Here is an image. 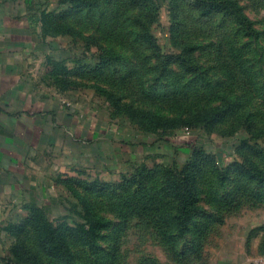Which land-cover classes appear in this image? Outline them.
<instances>
[{"label": "rangeland", "instance_id": "1", "mask_svg": "<svg viewBox=\"0 0 264 264\" xmlns=\"http://www.w3.org/2000/svg\"><path fill=\"white\" fill-rule=\"evenodd\" d=\"M7 1L73 130L25 167L22 199L0 192V264H264V0Z\"/></svg>", "mask_w": 264, "mask_h": 264}, {"label": "crops", "instance_id": "2", "mask_svg": "<svg viewBox=\"0 0 264 264\" xmlns=\"http://www.w3.org/2000/svg\"><path fill=\"white\" fill-rule=\"evenodd\" d=\"M6 1L0 0V192L8 187L22 199L20 193L31 188L25 167L48 145H56L64 128L73 130V120L56 99L36 90L33 53L41 47V37L26 8Z\"/></svg>", "mask_w": 264, "mask_h": 264}, {"label": "trees", "instance_id": "3", "mask_svg": "<svg viewBox=\"0 0 264 264\" xmlns=\"http://www.w3.org/2000/svg\"><path fill=\"white\" fill-rule=\"evenodd\" d=\"M88 1L89 0H73L74 3L75 2L78 3V7H82V8H91L95 5L94 3H89ZM225 2L232 7H234L236 4L235 1L233 2V0L232 1L228 0ZM196 4L198 7H200L203 10L202 14L208 13L209 11L216 12L220 10V6H221V2H216L215 0H200V1H197ZM146 35H144V37L148 40L149 38ZM221 113H224V111L221 110V108L217 107V108L210 109L208 111L200 112L196 116H197L198 121L203 120V119H210V120L214 119L215 121L218 118L219 114ZM181 184H182L181 182L175 179L173 180L172 185H170V189L176 194H180L183 191ZM92 221L93 222L90 223L88 231L81 229L78 233L80 239L85 243H87V239L92 234L94 225L97 223L95 219H92ZM50 234L52 235L55 234L53 239H57V237L58 239L60 238L59 242L53 243V239H50L49 237H47V235H50ZM63 238H64L63 235L61 233H58V231H55L50 225H47L46 228H44L43 231H41L40 235L38 236L40 245L43 247H46L49 251L55 253L56 256H60L63 253L64 246H65L64 245L65 241ZM13 250L15 252H21V249L18 246H15ZM25 261L27 260L25 259ZM32 262H34V260H32Z\"/></svg>", "mask_w": 264, "mask_h": 264}]
</instances>
